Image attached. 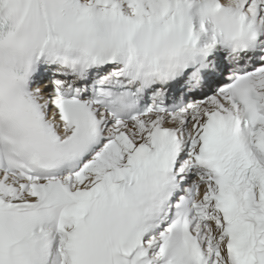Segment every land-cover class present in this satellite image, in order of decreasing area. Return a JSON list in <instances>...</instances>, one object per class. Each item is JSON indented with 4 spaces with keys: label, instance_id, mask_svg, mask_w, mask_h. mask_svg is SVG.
I'll return each mask as SVG.
<instances>
[{
    "label": "snow or ice",
    "instance_id": "6c2138e0",
    "mask_svg": "<svg viewBox=\"0 0 264 264\" xmlns=\"http://www.w3.org/2000/svg\"><path fill=\"white\" fill-rule=\"evenodd\" d=\"M0 264H264V0H0Z\"/></svg>",
    "mask_w": 264,
    "mask_h": 264
}]
</instances>
